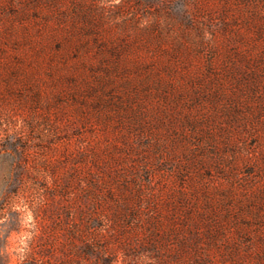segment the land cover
<instances>
[{"label": "rangeland", "instance_id": "374dc122", "mask_svg": "<svg viewBox=\"0 0 264 264\" xmlns=\"http://www.w3.org/2000/svg\"><path fill=\"white\" fill-rule=\"evenodd\" d=\"M0 264H264V0H0Z\"/></svg>", "mask_w": 264, "mask_h": 264}]
</instances>
